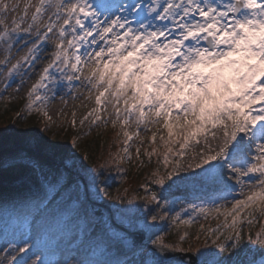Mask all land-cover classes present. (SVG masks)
Returning <instances> with one entry per match:
<instances>
[{"label": "snow or ice", "instance_id": "1", "mask_svg": "<svg viewBox=\"0 0 264 264\" xmlns=\"http://www.w3.org/2000/svg\"><path fill=\"white\" fill-rule=\"evenodd\" d=\"M145 12L147 15H142ZM49 43L54 48L51 58L27 93L29 114L39 101L35 110L50 120L43 109L54 99L58 86L63 85L69 92L83 88L89 97L94 91L98 93L95 97L98 107L81 119L80 125L93 117L90 126H97V121H101L97 113L102 98L106 99L110 93L115 101H109L115 114L111 124L116 128L119 122L124 137L121 151L125 155L109 153V159L116 164L131 160L129 141L133 135L140 136L141 126L149 131V123H159V119L149 120L150 115L164 118L169 138L161 137V140L167 153L173 152L169 145L179 143L176 155L182 157L189 141L199 144L196 137L203 135L207 151L202 150L198 162L189 163L187 169H199L197 176L212 177L224 184L223 192L218 193L212 206L201 205L199 213L214 211L224 216L225 223L204 234L203 246L195 249L190 246L188 250L202 257L200 264H264V227L245 235L237 223L242 215L249 226L257 216L264 218V0H152L147 5L122 4L115 10L94 0H37L25 3L23 8L19 0H0V55L3 56L0 74L4 77L5 92L16 76L21 77L23 85V77L28 74L25 65L33 68ZM20 90V86L15 89ZM122 98L123 111L117 106ZM72 123L75 126V120ZM103 124L107 126L108 121L104 120ZM129 125L137 129L132 135L126 130ZM174 128L181 130L175 133L176 139H173ZM44 130H49L47 125ZM209 136L218 141L215 147L209 143ZM151 139L155 142L156 133ZM37 150L50 154L53 164H45L31 150L14 153L7 162L10 167H23L33 177L38 174L47 184L43 193L35 194L32 201L36 215L31 220L25 217L26 224L35 227L36 236L25 233L19 241L0 249L3 252L0 264H29V261L31 264H109L71 257L52 260L34 251L45 238L40 230V214L61 195L66 187L61 184L64 172L75 168L77 160L74 155H65L61 159L64 170L61 171L54 167L60 146L41 139ZM156 151V148L151 153L146 150V154L151 157ZM136 153L139 158V147ZM167 153L165 165L169 162ZM99 171L94 167L88 172L94 187ZM153 176L161 188L166 181L171 182L168 184L171 187L186 179L178 166L171 170L165 167L163 175L157 169ZM230 180H235V188L227 183ZM237 188L243 198L231 195ZM97 190L108 195L103 186ZM144 190L146 203L161 208L162 198L155 191L149 192L146 185ZM220 200L231 203V208L221 212L225 205L219 204ZM192 210L196 211V207L192 206ZM159 219L164 216L159 213L150 216L152 223ZM172 219L191 222L183 221L180 213ZM180 240L184 242L186 237L181 236ZM151 243L159 253L184 251L180 245L165 243L163 237ZM33 256L36 258L31 259ZM140 264L166 262L152 259Z\"/></svg>", "mask_w": 264, "mask_h": 264}, {"label": "trees", "instance_id": "2", "mask_svg": "<svg viewBox=\"0 0 264 264\" xmlns=\"http://www.w3.org/2000/svg\"><path fill=\"white\" fill-rule=\"evenodd\" d=\"M4 94L0 90V148L2 147L0 149V243L17 241L24 237L25 233L36 236L35 227L26 224L25 217L29 220L36 215L32 201L35 199V194L43 193L47 184L39 175L33 177L28 171H22L23 173L19 176H15L11 170L4 168L10 167L7 162L10 161L14 153H27L29 150L37 152L45 164H53L50 154L37 150L38 142L41 139L48 141L49 144L60 146L61 151L55 157L54 167L61 168V171L64 170L59 164L65 155H74L77 158L75 168L64 172L61 184L66 185L65 189L56 201L40 214V230L45 236L40 244L46 248H56L55 254L60 255L61 259L71 257L73 260L87 262L99 260L114 264V262H125L129 258L135 257V254L141 250L140 247H133L130 239H124L121 233L113 229L107 215L96 217L92 214L87 206L83 183L79 176L83 177L82 180L86 183L92 199L100 204H110L116 223L144 230L149 242L157 237H163L165 243L169 245H180L184 249L183 252H195L189 251V247L195 249L197 246H203L204 234L224 225V216L218 215L214 211L205 214L199 213L201 205L210 208L217 200L215 196L220 193V189H224V184L218 179L191 175L190 178L186 177L183 181L178 180L177 183L171 184V187H180L179 193L174 194L170 192L171 187H168L170 181H166L163 188L154 182L156 177L153 176V173L157 169L163 175L165 167L171 170L174 166H178L176 162L179 156L176 155V152L179 150V143L169 145L173 147V152L167 153L164 141L161 140V137H164V140L169 138L166 127L162 132H158L155 142L149 137L140 147L139 158H137L136 148H133L135 151H130L132 157L130 161L125 160L116 164L109 159V153L119 152L120 154L124 147L122 143L124 137L120 125L113 128L111 124L104 136L96 132L88 139H84L82 131H77L78 129L75 127L73 131L76 135L74 139L76 146L73 147V140L70 136L72 130L67 132L66 129H50L48 124H41L42 114L35 110L37 106L34 105L31 114H29L26 108L28 103L20 101L16 104L13 91L9 95ZM14 112L16 113L15 117L12 115ZM46 125L49 128L48 131L44 130ZM22 127H26V130L31 132L34 138L31 144L26 145L23 142V145L16 147H4L9 137L16 136ZM173 131V139H176L175 133L181 130L174 128ZM118 132L121 133L119 136ZM202 137L203 135L198 134L196 139ZM182 138L183 135L180 136V140ZM194 143L195 140H190L188 146ZM153 148H156L157 151L149 157L146 150L147 153H151ZM166 153L169 157L167 165L164 163ZM124 155L125 153L121 156ZM106 161L108 163L105 165ZM101 165H105V167L101 169ZM94 167L100 169L96 178V187L93 186L92 178L88 175V172H91ZM51 178L48 176L49 180ZM229 182L227 181L228 184ZM145 185L149 192L155 191L158 197L162 198L161 208H158L154 203H146L143 199ZM99 186L107 189V196L98 192ZM129 200L132 203H128ZM121 201L123 202L121 203ZM165 201H167L166 204ZM218 203L225 205V208L220 209L221 212L232 206L231 203L222 200ZM127 205L132 207L130 216L122 220L119 218V211ZM192 206L196 207V211L192 210ZM115 210L116 213H114ZM158 213L162 214L164 219H159L155 223L150 222V216ZM176 213H180L183 221L191 222L183 223L180 220L174 222L172 217ZM228 223H231V217H228ZM237 223L247 235L249 231L255 233L264 227V218L257 216V220L249 226L242 215ZM110 231L114 232V235ZM197 235L200 236L199 240L196 239ZM181 236L186 237L184 242H181ZM209 247H211L210 240ZM93 250H95L94 254ZM202 250L207 251L204 248ZM147 253L151 254L154 259H159L150 251ZM196 255L200 264L202 257L197 253ZM165 262L170 261L166 260ZM137 264L140 263L137 262Z\"/></svg>", "mask_w": 264, "mask_h": 264}, {"label": "rangeland", "instance_id": "3", "mask_svg": "<svg viewBox=\"0 0 264 264\" xmlns=\"http://www.w3.org/2000/svg\"><path fill=\"white\" fill-rule=\"evenodd\" d=\"M13 2H15V0H13ZM21 7L23 8L25 3L28 2H37V0H19ZM94 2H97V0H94ZM136 2H140L143 5H147L149 3L152 2V0H127L125 2V4H130V3H136ZM126 14V13H125ZM142 15H147V13H143ZM149 19H151L149 17ZM153 23H160V21H152ZM52 51H54L53 46L51 45V43H49L46 46L45 51L42 53L41 58L34 64L33 68H28L27 65H25V69L27 70V75H25L23 77V80L25 81L23 83V85L21 86V77L20 76H16L15 77V82L12 84V86L10 88H8L7 92L4 94H11V92L13 91L14 93V99H15V103H19L20 101H22L23 103L26 104L28 98H27V93L29 91V89L31 88L32 84H34L36 82V80L39 78V75L42 71V69L46 66L47 61L51 58V53ZM23 54V53H21ZM2 55H0V59H2L3 57H1ZM105 59H107V57H105ZM102 66V65H101ZM118 82V81H117ZM258 83H260L258 81ZM77 84H79V82H77ZM20 86V91H15V89ZM96 95H98L97 92H93L91 94V96L89 97V93L83 89V88H78V89H73L71 92L68 91V89L66 87H64L63 85H60L57 87L56 89V95L54 97V99H52L47 105H45L44 107V111H46L48 113V116L51 117V119L49 120L47 117H45V120L41 119L42 121L41 124H48L50 129L53 130H60V129H66L67 132L72 130L70 136L72 138V140H74L76 138V135L74 133V128L76 127L79 131L84 135V139H88L90 137H92V135L94 133H100L101 136H104L105 133L107 132V130L109 129V127L111 126V121L112 119L115 118V114H114V110L112 108V104L109 103V101L115 102L114 98L111 96V94H106V99L102 98L101 101V105L99 108V111L97 114H99L101 116V121H97V126H90L91 124V120L93 119V117H89L88 121L86 120L85 123L83 125H80V120L83 119L93 108H95V97ZM128 95H131V90L129 89ZM49 96H52V93H49ZM77 97L76 99H73V97ZM61 97H63V100L61 99ZM85 97H89V98H85ZM118 107L121 108V110L123 111L124 108V104H123V98L120 100L119 105H117ZM254 108L259 107V105H253ZM97 108V107H96ZM106 109V111H105ZM75 112V117H73V113ZM111 114V115H110ZM13 117L16 116V113H12ZM43 116V115H42ZM152 119H159V123L158 124H151L149 123L147 125V127L150 129L149 131H145L144 130V126H141V128L139 129L140 132V136L137 137L135 135H133V139L129 142L130 144V151L134 150L133 148H137V147H141L146 141L147 138H149L150 133H156V135H158V131H162L164 128V118L163 116L160 118H155L153 116H149V120ZM75 120V126H73L72 121ZM90 120V121H89ZM107 120L108 124L107 126H105L103 124V121ZM0 122H1V117H0ZM180 123H183V120L180 121ZM117 125H120L119 122L117 123ZM128 128V130L130 131L129 133L132 135L133 133H135L137 131L135 125H129L126 126ZM212 131H216V129H212ZM79 135V134H78ZM152 137V136H151ZM34 140L31 132L26 130V127H22L20 128V130L16 133V136H11L9 137V139L7 140V145H11L14 143H18V144H26L29 145L31 144V142ZM200 143L196 144V142L194 144H190L188 150L185 152L184 157L181 159L180 163H179V167L181 169V174L184 175L187 178H190L191 175H196L197 172L201 171L199 169H196L194 171L192 170H188L187 169V165L189 163L191 164H195L198 162L199 160V153L203 150V151H207L206 146H205V141L202 138L199 139ZM24 142V143H23ZM209 143L212 144L213 147H215L216 143H218V141H213L211 139V137L209 136ZM124 153L121 151L120 155H123ZM195 157V159H194ZM41 158V157H40ZM42 159V158H41ZM6 170H11L15 176H19L21 173H23L22 171H27L25 169H22L21 167H8V168H4ZM38 176V174H37ZM40 177V176H39ZM245 180H247V178H244ZM240 193V192H239ZM241 198H243L241 196V194H239ZM130 208H132L131 206L127 205L123 208H121V210L119 211V215H120V219L125 220L128 216H130ZM126 228L132 232H136L139 231V228H133L132 226H126ZM111 234L114 235V232L110 231ZM182 232H185V230H182ZM7 247V245L5 243H1L0 244V249H3ZM35 251V250H34ZM37 252V251H36ZM38 255H42L40 252H37ZM3 255V252H0V256ZM36 257L33 256L31 257V259H35ZM57 259H60L59 257ZM154 259V257L149 253H147V251H143L141 254L136 255L133 258H129L127 261H134L135 264L136 262H142V261H147V260H152ZM29 264H31V261H29ZM166 264H178V262L176 260L171 259L170 262L166 263Z\"/></svg>", "mask_w": 264, "mask_h": 264}, {"label": "water", "instance_id": "4", "mask_svg": "<svg viewBox=\"0 0 264 264\" xmlns=\"http://www.w3.org/2000/svg\"><path fill=\"white\" fill-rule=\"evenodd\" d=\"M83 182V181H82ZM84 185V189H85V194H86V203L88 208L90 209V211L95 215V216H100V215H104L103 210H105L106 212H108L109 215V219L110 222L112 224V226L117 230L120 231L122 233L127 234V237L132 239V244L134 246H136L137 244H139L141 241L144 240L145 238V233L142 230L136 231V232H132L130 230H128L127 228L118 225L117 223H115L113 221L112 218V214L110 211V205L109 204H99L97 203L95 200H92L87 192V188L85 183L83 182ZM150 249L159 257L163 258V259H169V258H177L180 263H187V264H196L197 262V257L196 254L194 252H173V251H166L163 253H159V250L156 249L155 245H150Z\"/></svg>", "mask_w": 264, "mask_h": 264}]
</instances>
